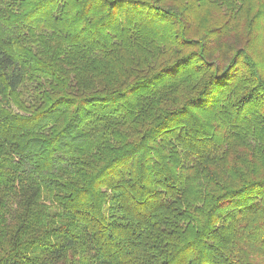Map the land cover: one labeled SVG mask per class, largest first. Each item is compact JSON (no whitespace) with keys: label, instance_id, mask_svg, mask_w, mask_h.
I'll return each instance as SVG.
<instances>
[{"label":"trees","instance_id":"obj_1","mask_svg":"<svg viewBox=\"0 0 264 264\" xmlns=\"http://www.w3.org/2000/svg\"><path fill=\"white\" fill-rule=\"evenodd\" d=\"M0 264H264V0H0Z\"/></svg>","mask_w":264,"mask_h":264}]
</instances>
